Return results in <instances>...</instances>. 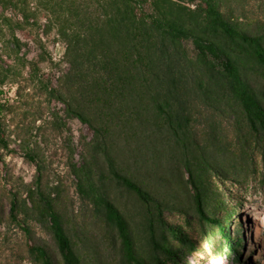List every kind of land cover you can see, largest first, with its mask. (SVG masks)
<instances>
[{"label":"trees","instance_id":"16d2710c","mask_svg":"<svg viewBox=\"0 0 264 264\" xmlns=\"http://www.w3.org/2000/svg\"><path fill=\"white\" fill-rule=\"evenodd\" d=\"M222 2L0 0L2 51L27 62L30 77L46 61L59 73L43 93L54 105L52 126L77 120L91 132L78 161L69 156L67 164L77 196L124 264H179L183 248L191 252L192 240L166 212L193 211L230 239L232 213L211 179L237 181L240 164L229 163L236 154L223 145L215 117L232 118L248 149L264 151V30L228 18ZM21 31L39 49L32 59L20 55ZM58 42L63 55L54 62L47 47ZM5 110L0 100V129ZM200 125L210 127L202 140ZM7 147L1 130L0 149ZM25 155L38 175L10 193L6 220L33 240V264H85L36 155ZM31 224L48 242L33 238ZM243 241L236 234L229 242L235 260Z\"/></svg>","mask_w":264,"mask_h":264},{"label":"rangeland","instance_id":"374dc122","mask_svg":"<svg viewBox=\"0 0 264 264\" xmlns=\"http://www.w3.org/2000/svg\"><path fill=\"white\" fill-rule=\"evenodd\" d=\"M221 10L249 30H264V0H223ZM17 35L27 42L20 55L27 52L26 58L32 59L39 51L29 41L32 34L21 31ZM47 48L53 61L59 62L62 44L58 42ZM65 68L61 64L58 69ZM37 70L36 77H30L29 64L9 57L0 45V100L7 108L0 131L8 146L0 149V264H33L27 252V243L33 240L6 220L10 193L15 190L22 193L24 185L33 184L38 175L36 166L25 155L27 150L36 155L42 168V182L56 195L65 225L72 233L76 230V242L85 253V264H124L112 235L77 196L69 172L68 157L78 161L82 140L88 142L91 132L77 120H67L60 130L52 126L50 110L54 105L49 106L43 93L48 77L59 73L47 61L38 63ZM52 80L55 84V79ZM214 125L223 145L235 151L236 158L231 157L229 163L240 164L237 181L211 179L232 213L227 231L230 239L222 235L216 224L200 220L193 211L186 215L166 212V219L180 225L193 242L191 252L183 248L184 256L179 264H264V151L248 149L249 142L245 143L243 135L235 129L232 118L215 117ZM209 129L208 125L196 127V137L206 138ZM31 227L33 238L48 242L39 227L34 224ZM236 234L244 238L237 249L238 260L229 247Z\"/></svg>","mask_w":264,"mask_h":264}]
</instances>
